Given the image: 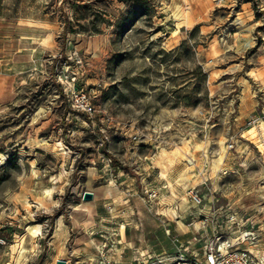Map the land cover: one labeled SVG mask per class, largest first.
Masks as SVG:
<instances>
[{
    "label": "rangeland",
    "instance_id": "rangeland-1",
    "mask_svg": "<svg viewBox=\"0 0 264 264\" xmlns=\"http://www.w3.org/2000/svg\"><path fill=\"white\" fill-rule=\"evenodd\" d=\"M27 6L0 0V15ZM44 7L47 50L12 69L0 113V264L21 250L20 264H56L65 239L66 264H173L247 229L264 251V0ZM21 156L47 173L39 184L15 179ZM42 187L59 188L52 214L29 207ZM227 204L242 225L221 222Z\"/></svg>",
    "mask_w": 264,
    "mask_h": 264
},
{
    "label": "crops",
    "instance_id": "crops-1",
    "mask_svg": "<svg viewBox=\"0 0 264 264\" xmlns=\"http://www.w3.org/2000/svg\"><path fill=\"white\" fill-rule=\"evenodd\" d=\"M18 2L19 0H15ZM28 2L26 10H16L13 14L0 15V108L4 109L5 94L11 95L19 69L31 64L29 54L44 48V43L50 37L49 24L45 19L49 15L44 10V0H21ZM35 41V42H34ZM25 55V56H23ZM20 58H23L20 60ZM12 60V62H7ZM11 70H6V69ZM15 76V77H14Z\"/></svg>",
    "mask_w": 264,
    "mask_h": 264
},
{
    "label": "built area",
    "instance_id": "built-area-1",
    "mask_svg": "<svg viewBox=\"0 0 264 264\" xmlns=\"http://www.w3.org/2000/svg\"><path fill=\"white\" fill-rule=\"evenodd\" d=\"M193 200L195 204H201V199L197 195L193 197ZM229 207L227 204L223 214H220L221 222L242 225L243 219L237 213L232 212ZM204 219L208 221V219ZM245 234L247 235L245 236ZM241 236H245V238L239 239ZM221 239L219 245L213 241L209 243L201 254L197 252L187 254L182 250L177 252L173 264H260L259 256L255 255L252 249L253 247L257 251H263V249L258 245L260 240L252 229L242 232L239 230L237 236L232 239L225 236Z\"/></svg>",
    "mask_w": 264,
    "mask_h": 264
},
{
    "label": "clouds",
    "instance_id": "clouds-1",
    "mask_svg": "<svg viewBox=\"0 0 264 264\" xmlns=\"http://www.w3.org/2000/svg\"><path fill=\"white\" fill-rule=\"evenodd\" d=\"M45 39L51 40V37H45ZM4 111H6V109L0 108V113H2ZM156 131H162V129L157 128ZM257 142L258 143L264 142V131H262ZM10 160H11V154L10 153L6 154L3 152H0V175H5L10 170V168H11V165L9 164ZM16 163H18L20 166V172L18 174H16L15 179L18 182H20V184L23 186H27L26 182H29V181H35L37 184H39L40 178L47 174V173L40 172L36 168L37 161H35V160H26L23 158V156H21V158L19 160H17ZM217 165L227 168L226 160L225 161H218ZM63 175L65 177H67L68 175H70V173H64ZM208 179L215 180V176L214 175L209 176ZM55 183L56 182L53 181V184H55ZM32 191H35V187L32 188ZM58 191H59V188H56V187H52V188L42 187L41 194L37 198L36 203L34 205H29V207H35L37 213L46 212V213L52 214L53 210L61 207V204H62V201H60V200H55V201L52 200V195ZM3 195L7 196L9 200L16 198V193H14V191L11 187H9L8 190L3 193ZM178 198H179V195H178ZM25 203H26V199H25ZM184 203L187 204L188 201L185 199ZM76 210L80 211V212L85 211V209L82 207L77 208ZM15 214L16 213H14V215ZM35 214L36 213H30V215H35ZM0 218H3V213H0ZM79 226L82 227L83 229L87 230V228L89 226V221H85V222L81 223ZM199 226L200 225H197V227H199ZM29 231L39 235L41 233V228L37 227L35 229H29ZM246 235L247 234H245V236ZM245 236H241V237H239V239L243 240L245 238ZM66 242L67 241L65 239L60 244V254L56 257L57 261H59L60 258L65 255L64 245L66 244ZM0 243H3V241H0ZM34 248L36 249V251L39 250L38 246H36V245H34ZM252 250H253L255 255L259 256L260 264H264V251H257L255 249V247H253ZM36 251H33L32 255H35ZM113 251H116V249L113 248ZM145 254L146 253H142L141 255H145ZM102 255H103V253H102ZM30 258H31V256L28 257V259H30ZM105 259L107 260V259H109V257H105ZM24 260H25V257L23 255V250H21L20 260L17 261V264H20V261H24ZM118 264H119V262H118Z\"/></svg>",
    "mask_w": 264,
    "mask_h": 264
},
{
    "label": "water",
    "instance_id": "water-1",
    "mask_svg": "<svg viewBox=\"0 0 264 264\" xmlns=\"http://www.w3.org/2000/svg\"><path fill=\"white\" fill-rule=\"evenodd\" d=\"M92 198H93V195L89 192H85L83 195V199L85 201L91 200ZM56 264H66V262L65 261H57Z\"/></svg>",
    "mask_w": 264,
    "mask_h": 264
},
{
    "label": "bare ground",
    "instance_id": "bare-ground-1",
    "mask_svg": "<svg viewBox=\"0 0 264 264\" xmlns=\"http://www.w3.org/2000/svg\"><path fill=\"white\" fill-rule=\"evenodd\" d=\"M262 125H263V124H262ZM30 229H34V228L31 227Z\"/></svg>",
    "mask_w": 264,
    "mask_h": 264
}]
</instances>
